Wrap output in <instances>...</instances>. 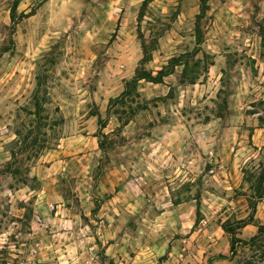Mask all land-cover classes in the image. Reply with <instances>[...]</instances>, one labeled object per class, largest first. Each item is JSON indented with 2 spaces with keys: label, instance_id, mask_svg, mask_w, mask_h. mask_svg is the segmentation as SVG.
<instances>
[{
  "label": "rangeland",
  "instance_id": "rangeland-1",
  "mask_svg": "<svg viewBox=\"0 0 264 264\" xmlns=\"http://www.w3.org/2000/svg\"><path fill=\"white\" fill-rule=\"evenodd\" d=\"M259 225L264 0H0V264H264Z\"/></svg>",
  "mask_w": 264,
  "mask_h": 264
},
{
  "label": "trees",
  "instance_id": "trees-1",
  "mask_svg": "<svg viewBox=\"0 0 264 264\" xmlns=\"http://www.w3.org/2000/svg\"><path fill=\"white\" fill-rule=\"evenodd\" d=\"M203 2H205V0H203ZM196 31H199V32H197L198 33L197 36H198V42L200 43L201 42V32H200V28L198 26H197V30ZM161 71L162 70L159 71V73H158L159 75L158 76H152V75L142 76V74H141L140 76L134 77L130 81V83L133 84V86L136 88V84L139 82V80H141L143 78L144 79H149V80L154 81V82H160L161 81V75L160 74L162 73ZM123 95H125V92L123 93ZM119 97L113 99L111 105L114 104V102H117ZM99 123H100V125L102 127L106 126V122H104L101 118H99ZM257 193L261 194V191L259 190V191H257ZM259 196H261V195H259ZM241 221H242L241 223H243L244 225H247V224H249L252 221V217H250L249 220L243 219ZM227 229H228L227 231H229L231 233V235H232L231 236V242H232L231 243V251L234 252V250H233L234 243L238 240V238L236 237V234L234 233L232 228L230 229L228 227ZM259 233H264V225H259Z\"/></svg>",
  "mask_w": 264,
  "mask_h": 264
},
{
  "label": "crops",
  "instance_id": "crops-1",
  "mask_svg": "<svg viewBox=\"0 0 264 264\" xmlns=\"http://www.w3.org/2000/svg\"><path fill=\"white\" fill-rule=\"evenodd\" d=\"M212 264H235L231 257L217 258L212 260Z\"/></svg>",
  "mask_w": 264,
  "mask_h": 264
}]
</instances>
